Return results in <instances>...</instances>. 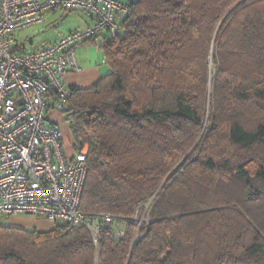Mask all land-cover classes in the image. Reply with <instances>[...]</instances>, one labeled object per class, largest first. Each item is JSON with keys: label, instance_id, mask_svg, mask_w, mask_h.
<instances>
[{"label": "trees", "instance_id": "1", "mask_svg": "<svg viewBox=\"0 0 264 264\" xmlns=\"http://www.w3.org/2000/svg\"><path fill=\"white\" fill-rule=\"evenodd\" d=\"M122 1L107 71L61 111L88 148L80 209L125 235L4 223L0 264H264V0Z\"/></svg>", "mask_w": 264, "mask_h": 264}, {"label": "built area", "instance_id": "2", "mask_svg": "<svg viewBox=\"0 0 264 264\" xmlns=\"http://www.w3.org/2000/svg\"><path fill=\"white\" fill-rule=\"evenodd\" d=\"M72 10L87 11L92 23L35 49L20 40L18 33L41 24L47 12L65 16ZM128 13L122 0H0V225L27 216L86 229L95 244L106 227L113 240L124 237L123 217L80 209L87 145L68 157L59 125L46 113L62 110L70 96L62 76L79 69L74 48L96 36L104 42L116 38ZM49 88L56 93L54 102ZM129 221L149 223L145 214Z\"/></svg>", "mask_w": 264, "mask_h": 264}, {"label": "crops", "instance_id": "3", "mask_svg": "<svg viewBox=\"0 0 264 264\" xmlns=\"http://www.w3.org/2000/svg\"><path fill=\"white\" fill-rule=\"evenodd\" d=\"M70 19L69 25H59V20ZM92 23V19L87 11L83 10H72L69 11L65 16H61L59 11H49L45 14L44 20L41 24V28L44 31L45 39L38 44L29 43L28 49L37 48L42 42H51L58 39L63 34L75 30L84 29ZM66 24V23H64ZM38 26V25H36ZM102 36H96L92 41H87L81 45L74 48V52L77 57L79 69L77 71L66 72L62 76V80L67 86H76L81 89L88 88L94 85L101 76L107 71L106 64H102L101 61L104 59V55L100 46L104 43ZM25 45V42H24ZM26 46V45H25ZM47 119L58 124V122L53 119L50 115ZM67 147V146H66ZM64 145L65 153L68 157L72 155L73 149H68ZM31 225L28 224L29 221L21 217H16L11 220V225L31 228L37 227V221L35 219L29 218ZM38 228V227H37ZM43 229V228H38Z\"/></svg>", "mask_w": 264, "mask_h": 264}, {"label": "rangeland", "instance_id": "4", "mask_svg": "<svg viewBox=\"0 0 264 264\" xmlns=\"http://www.w3.org/2000/svg\"><path fill=\"white\" fill-rule=\"evenodd\" d=\"M61 21H62V27H63V25H69V22L71 20L63 18L62 20H59V25H61ZM64 23H66V24H64ZM18 36L20 37V40L23 43L25 42L27 49L30 46L29 43L32 42L33 44H38L45 39L44 31L42 30L41 25L32 26L30 28H27L24 31H21L20 33H18ZM49 115L58 122L59 129H60L61 134H62L63 145H65V147L67 146L69 150L73 149V137H72L71 131L69 129V123L65 119V115L62 113V111L60 109H58L56 107L48 110V112L46 113V117H48ZM47 120L51 123H54L53 121H51L49 119H47ZM17 217H21L23 219L28 220L29 221L28 224L31 225V221L27 216H17ZM13 218H16V217H13ZM13 218L5 219V220H3V223L11 225L12 224L11 220ZM30 218L32 219L34 217H30ZM49 224L50 223H48L44 220H39L37 222V227L38 228H44V227L48 226Z\"/></svg>", "mask_w": 264, "mask_h": 264}]
</instances>
